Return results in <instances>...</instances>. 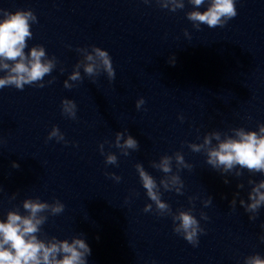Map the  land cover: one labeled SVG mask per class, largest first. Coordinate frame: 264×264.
<instances>
[{"label": "clouds", "instance_id": "obj_1", "mask_svg": "<svg viewBox=\"0 0 264 264\" xmlns=\"http://www.w3.org/2000/svg\"><path fill=\"white\" fill-rule=\"evenodd\" d=\"M152 2L153 0H143L145 4ZM187 2L193 6V10L186 13V18L197 31L201 29V25H206L210 29L223 28L238 15L237 0H187ZM155 3L170 12L185 8V0H155ZM205 4L207 5L205 10H198ZM0 16L3 17L0 19V72L4 73L0 76V89L14 87L22 91L26 85L44 88L46 86L44 78L51 75L57 67V59L55 56L49 57L42 45H34L28 52L25 51L28 48V41L33 37L31 28L32 24L38 22L37 16L31 9H18L15 12L0 9ZM184 35L191 39L187 29L184 30ZM76 52L82 56V59L74 65L73 71L64 81L65 88H73L83 81L84 76L96 83V78L102 73L107 75L109 82L114 81L116 72L107 50L92 45L91 51L84 47L77 48ZM169 63L175 64V56L169 58ZM81 68L84 76L81 75ZM60 70L64 71L63 68ZM53 82L54 78L48 80L47 84ZM144 104L145 99L141 97L136 101L135 107L140 110ZM61 112L75 120L76 103L70 99H63ZM179 119L183 121L184 117L180 116ZM53 138L58 143H68L57 126H53L48 133L47 139ZM3 142L0 139V144ZM104 143L99 145V150L101 155L105 156V164L117 165V155L112 152L105 153ZM110 146L119 149L122 155L128 156L129 150H138L139 142L125 129L115 133L114 143ZM187 147L194 153H203L206 156V163L225 177V184L230 182L227 179L228 175L240 178L244 170L251 175L257 173L264 175V123L258 124L257 130H246L244 127L230 128L224 133L213 130L203 136L202 142L188 143ZM173 162L176 171H173ZM11 167L19 169L20 165L13 161ZM151 167L164 174L159 183L145 170L143 164L135 165L142 187L151 201L145 204L143 211L154 212L158 216H170L173 221V232L182 236L193 247H197L199 236L205 233L200 220L193 214L194 201L197 197H188L192 207L177 209L175 212L161 198V189L183 195L184 182L180 171L191 170L193 166L185 160L182 152L176 151L172 155H162L158 162L152 161ZM105 175L117 183L121 180V177L115 173L106 172ZM247 183L251 185L248 199L247 201L239 199V204L248 214V219L255 221L260 208L264 206V179L257 182L249 178ZM244 187L243 183L237 184L238 189ZM3 191L4 188L0 185V193ZM16 195L17 193H13L9 199L14 200ZM239 195V192L235 193L230 202L233 210L236 208V197ZM212 203L211 196L202 200L204 207H209ZM22 209L23 212L20 207H15L6 213L5 219H0V264H88L87 257L91 255L92 250L82 238L83 234L73 236L69 240L58 239L55 236L48 237L42 232V226L49 216H58L64 212L65 205L59 199L49 203L39 197L26 198L22 201ZM200 219L206 221L209 217L201 211ZM261 227L264 228V224ZM260 239L264 242V235ZM244 264H264V258L254 253L244 258Z\"/></svg>", "mask_w": 264, "mask_h": 264}]
</instances>
